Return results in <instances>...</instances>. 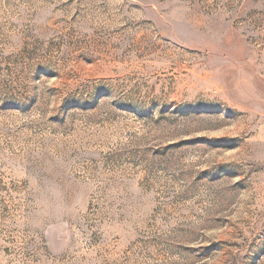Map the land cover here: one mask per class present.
<instances>
[{
	"label": "rangeland",
	"instance_id": "obj_1",
	"mask_svg": "<svg viewBox=\"0 0 264 264\" xmlns=\"http://www.w3.org/2000/svg\"><path fill=\"white\" fill-rule=\"evenodd\" d=\"M0 264H264V0H0Z\"/></svg>",
	"mask_w": 264,
	"mask_h": 264
}]
</instances>
